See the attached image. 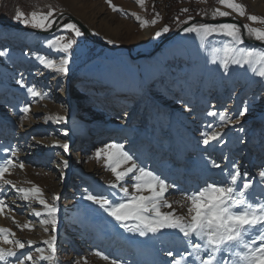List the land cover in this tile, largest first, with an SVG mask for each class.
<instances>
[{"label":"rangeland","instance_id":"374dc122","mask_svg":"<svg viewBox=\"0 0 264 264\" xmlns=\"http://www.w3.org/2000/svg\"><path fill=\"white\" fill-rule=\"evenodd\" d=\"M195 1L203 3L195 5ZM150 2L111 0V5L122 9L114 11L107 0H0V18L31 26L14 19L15 13L53 10L56 18L70 12L101 39L150 51L166 33L156 36L164 26L169 27L168 34L189 17H205L216 8L240 16L218 0H189V6L176 5L175 10L182 13L177 19L156 16L157 20L152 17ZM236 2L245 6V15L240 17L249 23V1ZM260 8L263 14L258 17L262 18L264 7ZM188 34L154 57L135 62L63 27L53 36H40L0 26V164L9 158L16 164L4 179L17 187L39 186L43 199L57 208L54 217L49 216L37 199L24 201L22 194L0 180V199L8 204L0 213V228L15 233L9 239L25 242V249H16L18 254L31 251L36 264H112L113 260L118 264H172L174 259H180V264H199L195 257L184 256L191 249L178 229L142 236L130 230L138 221L116 220L87 199L92 193L120 201L125 197L122 186L129 195L135 192V180L116 181L105 152L97 157V148L106 141L122 145L139 166L166 181L163 200L179 215L187 213L188 193L206 184H228L229 173L235 169L248 174L240 180H252L247 190L250 201L264 204V177L259 175L264 171V77L259 75L264 64L236 63L241 56L232 54L216 58L209 54L207 43L206 50L204 43L200 45L204 49L191 54V44L208 36ZM57 36L65 37L62 43L74 40L72 48L63 52L50 46L48 41ZM249 48L256 50V57L264 53V48ZM62 58L69 61L66 74L46 67L47 60L58 63ZM30 88L41 95L33 96ZM25 107L30 110L24 112ZM245 107L248 111L239 116ZM56 116L66 120L57 121ZM214 132L221 136L205 145L203 139ZM65 143L67 151L62 147ZM34 211L42 215L37 217ZM53 218L55 230L51 224L41 223ZM25 224L30 227H22ZM255 235L250 233L248 238L253 240ZM53 236L54 253L44 243ZM29 240L34 243L27 245ZM0 247L15 246L0 241ZM37 247L53 259L40 260ZM169 251L172 257L167 255ZM235 251L246 249L224 255L235 261ZM0 264H16V257H6Z\"/></svg>","mask_w":264,"mask_h":264},{"label":"snow or ice","instance_id":"6c2138e0","mask_svg":"<svg viewBox=\"0 0 264 264\" xmlns=\"http://www.w3.org/2000/svg\"><path fill=\"white\" fill-rule=\"evenodd\" d=\"M107 2L113 7L114 11H122V9L111 5V0H107ZM143 2L144 0H138L140 4H143ZM218 2L221 5H226L240 16L245 15V6L237 3L236 0H218ZM183 11H187V9ZM157 15L159 14L157 13ZM230 15V12L222 11L220 8H216L213 12L214 18L216 16L229 17ZM13 18L38 29H50L55 23L53 10H49L46 13L32 11L29 14L17 11ZM247 18L253 22H264V18L256 15H249ZM137 19H139L138 16ZM152 22L155 23V20ZM62 27L70 29L76 37L83 35L75 23H65ZM241 28L256 41L264 43V29L251 27L247 24H193L190 27H185L183 31L197 32L205 37L212 34L223 35L230 37L235 44H243L244 37L241 33ZM168 31V27L165 26L161 31L156 32V36L159 37L162 32ZM64 39L65 37L63 36H57L53 40H49L48 44L56 48L57 51L67 52L72 48L75 41L69 39L66 43H62ZM239 51H241L242 55L241 59L236 61V63L252 64L255 62L264 64V53L256 57L254 56L255 49H239ZM68 63L69 61L66 58L60 59L58 63L49 59L46 61V67L66 74L68 72ZM259 75L264 77V70L260 71ZM29 92L33 96L41 95L32 88L29 89ZM29 110V107L23 109L24 112H28ZM247 111L248 109L245 107L239 112V116H244ZM211 114L215 115V113ZM225 118L222 116V119ZM55 119L57 121H64L66 117L56 116ZM220 136L219 132H214L203 139V143L208 145L210 141L218 140ZM62 147L67 151L69 145L65 143ZM122 147V145L118 144L104 145L103 149H97L96 155L99 157L102 151L105 152L108 166L115 175L117 182L124 181L125 177L134 179L135 183L133 187L135 192L129 195L128 188L122 186L121 191L124 192L125 197L120 201L109 200L103 195H94L92 193L87 195V199L105 208L116 220L124 221L131 218L138 221L136 227L130 230L138 231L142 236L148 232L157 233L165 228L178 229L179 232L183 233V237L191 249V251H185L184 256L195 257V260L199 261V264H264V204L250 201L247 190L252 187V180H240L242 176L247 177V173H241L239 169H235L229 173L230 182L228 184H206L198 191L188 193L186 195V200L188 201L187 213L186 215H179L172 208L171 204L163 200V194L168 190L166 181L153 171L139 166L133 156L127 151H123ZM108 149H114L115 151H107ZM12 155L15 156L14 151ZM129 162H131L130 166H128ZM64 164L66 165L67 161H64ZM122 165L125 167H123V170L118 171ZM214 166L220 167V165L215 163ZM10 167H16L11 158L0 164V180H3V183L6 185H11L17 193L22 194L24 201L32 198L37 199L39 204L47 209V214L54 217L57 208L54 205L48 204L43 199L42 190L39 186L32 188L17 187L11 180L4 179L5 174L9 173ZM19 167L23 168V163H20ZM136 172H139V175H135ZM129 174L132 175L130 176ZM259 175L260 177H264V171H261ZM238 180H240L239 184H237ZM144 191H147L149 194L144 195ZM53 198L58 200L59 196H54ZM7 207L6 201L0 199V213H3ZM164 207L171 210L162 211L161 209ZM34 215L39 217L42 213L34 211ZM41 223L45 225L51 224L53 230H55V218L42 220ZM22 227L28 228L30 226L25 224ZM44 230L48 231V228ZM253 232L256 233L255 238L250 240L248 237ZM10 236H15V233L11 229L0 228V241L3 244H13L15 246L14 248L0 247V260L14 256L16 257V264H26L28 261L36 264L31 251L19 254L16 251V249H25V242L20 239H9ZM193 237L196 238L195 241ZM55 240L56 238L53 236L44 242L51 249L52 253L56 251ZM256 241H259L258 245ZM33 243L31 240L27 241V245H32ZM240 248L246 249V251L233 252V256L238 258L235 261H229L224 255L226 252H232V250ZM35 250L40 254V260L53 259L52 255H44V249L37 247ZM202 252L205 254L203 257L200 255ZM97 255L108 259L103 253L97 252ZM167 255L172 257L174 254L172 251H169ZM112 264H118V262L113 260ZM172 264H180V259H174Z\"/></svg>","mask_w":264,"mask_h":264},{"label":"water","instance_id":"95a60500","mask_svg":"<svg viewBox=\"0 0 264 264\" xmlns=\"http://www.w3.org/2000/svg\"><path fill=\"white\" fill-rule=\"evenodd\" d=\"M65 23H75L77 27L80 28L82 33L91 42L105 48L114 53H124L128 55L133 61L141 62L145 59L154 57L159 53L169 42L178 38L184 31L185 27H190L191 25H201V24H220V23H237L239 25H249L248 22L242 17L231 14L229 17H217V18H206L203 16H193L191 19L186 20L174 28L170 33L164 36L157 44V46L150 51H139L128 44H116L105 39L98 37L92 29L85 24L82 20L71 14L70 12H64L59 14L55 18V23L50 29H38L32 26H24L10 21H4L0 18V26L5 29H12L22 32H32L40 36H53L55 35ZM241 33L244 37V43L247 46L264 48V43L256 41L253 37L249 36L247 32L241 28Z\"/></svg>","mask_w":264,"mask_h":264},{"label":"crops","instance_id":"0c3cea01","mask_svg":"<svg viewBox=\"0 0 264 264\" xmlns=\"http://www.w3.org/2000/svg\"><path fill=\"white\" fill-rule=\"evenodd\" d=\"M188 1L189 0H178L176 5H178L180 7L181 4H183L181 6H185V5L189 6L192 3H194L195 5H199V4L203 3V2H198V1L190 3ZM211 1H214V0H211ZM149 6H150V11L153 14L152 17L157 19V17H156L157 14H156L154 7H153V0H151ZM192 8H193V6L190 7V10H191L190 12H193ZM211 12H212V10H211ZM211 12L206 13L205 17L209 18V19L214 18L213 15L211 14ZM215 18H217V16ZM164 27H162V29ZM168 29H169V27H168ZM188 33H192V32H183L181 35H184V37H186L187 35H189ZM166 34H167V32L165 34L161 35V37H159L158 40H161L164 36H166ZM176 39H174V40H176ZM174 40H172V41H174ZM171 42H169L168 44H170ZM204 43H205V50L207 48V46H206V43H207L209 45V47H208L209 54L216 57V58H222L224 56H230V54H232V56H236V57L241 56L242 53H241V51H239V49H250L249 46H247L246 44H235L230 37L212 34V35L206 37V39L203 41H202V39H199V41H197V43L196 42L194 44L192 43L191 44V46H192L191 47V49H192L191 54L196 53L197 49L198 50L204 49L203 46H200V45H204ZM196 46H198V47H196Z\"/></svg>","mask_w":264,"mask_h":264},{"label":"built area","instance_id":"2783aa9c","mask_svg":"<svg viewBox=\"0 0 264 264\" xmlns=\"http://www.w3.org/2000/svg\"><path fill=\"white\" fill-rule=\"evenodd\" d=\"M177 2L178 0H153V7L156 14L157 13L159 14L157 15L159 17L166 18L170 16V17H175L177 19L176 15L179 13L177 10H175ZM247 13L248 15H256V16H259L260 14L252 8L250 3L249 6L247 7ZM250 25L251 27H259L261 29H264V22L261 21H257V22L250 21Z\"/></svg>","mask_w":264,"mask_h":264},{"label":"bare ground","instance_id":"6f19581e","mask_svg":"<svg viewBox=\"0 0 264 264\" xmlns=\"http://www.w3.org/2000/svg\"><path fill=\"white\" fill-rule=\"evenodd\" d=\"M249 1V3H250V5L252 6V8L256 11V12H258V13H262L261 12V8L260 7H264V3H262V1L263 0H248ZM254 1V2H253ZM263 14V13H262ZM149 31H150V28H148L147 29V33H149ZM105 135V134H104ZM104 135H101L102 137L104 136ZM111 142V141H110ZM109 141H106V142H104V143H101L100 145H99V147L97 148V149H103L104 148V145H108V144H111V143H113V142H111L110 143ZM108 150H111V149H108ZM103 152V151H102ZM134 180V179H133ZM4 192H6V190H4ZM1 216V215H0ZM11 223H12V220H11ZM7 224V223H6ZM37 240H39V239H37ZM40 241H42L41 239H40ZM96 264V263H95ZM102 264V263H101Z\"/></svg>","mask_w":264,"mask_h":264},{"label":"trees","instance_id":"16d2710c","mask_svg":"<svg viewBox=\"0 0 264 264\" xmlns=\"http://www.w3.org/2000/svg\"><path fill=\"white\" fill-rule=\"evenodd\" d=\"M198 15H201V13H199ZM174 27H175V26H174ZM174 27H173V28H174ZM173 28H172V29H173Z\"/></svg>","mask_w":264,"mask_h":264}]
</instances>
